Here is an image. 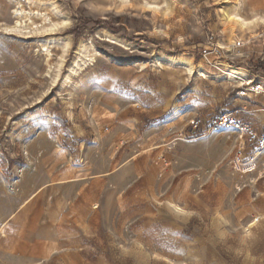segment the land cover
<instances>
[{
	"label": "rangeland",
	"instance_id": "rangeland-1",
	"mask_svg": "<svg viewBox=\"0 0 264 264\" xmlns=\"http://www.w3.org/2000/svg\"><path fill=\"white\" fill-rule=\"evenodd\" d=\"M129 2L0 0V264H264V0Z\"/></svg>",
	"mask_w": 264,
	"mask_h": 264
},
{
	"label": "bare ground",
	"instance_id": "bare-ground-1",
	"mask_svg": "<svg viewBox=\"0 0 264 264\" xmlns=\"http://www.w3.org/2000/svg\"><path fill=\"white\" fill-rule=\"evenodd\" d=\"M120 2L122 3V5H127L129 2V0H120ZM147 5H149V3H147ZM55 9V8H54ZM158 9V7L156 8ZM24 9L21 10H17V21L15 23V25L13 27H5L4 31L8 34H14L17 33L19 29H21V27L23 26L24 22H26L27 19L32 20V17L38 18H42L45 22L47 19L50 20L49 16H54L57 17V15L54 12H50L48 15H43L42 13H34L35 10H31V12L29 14L24 12ZM33 11V13H32ZM56 12V11H55ZM58 12V11H57ZM58 14V13H57ZM234 15L232 16V20H234L236 22V24H238L241 28L243 29H250L251 27H254L257 20L251 21V22H247L245 19H243V17H241L239 14L237 13H233ZM53 19V18H52ZM37 22L33 21L32 25H36ZM71 24L69 18H63L62 21L59 22H51L50 25H46L44 28H42L41 30H36V34L37 35H41L40 37L46 38L47 36H51V35H55V33L57 31H59L60 29L62 30L63 28H67L69 25ZM60 32V31H59ZM104 36H105V40L108 41V43L113 44V45H119L121 47H123L124 49H129V45L122 43L118 38L114 37L113 35L109 34V33H105L104 32ZM53 39V38H52ZM64 40V39H63ZM55 41V40H53ZM44 42V41H43ZM57 42V41H56ZM44 48L46 49V57H47V65L49 66L50 69L52 68V63H53V52L54 50H51V48L53 47V43L52 41H49L47 43L44 42ZM64 46L61 48V54L59 56V61L57 64L58 70L56 71V75L52 78L54 83H57L58 81V76L62 73L63 67L65 65L66 59L67 57L70 55L71 53V48H72V42L71 41H66L65 44H63ZM42 46V45H41ZM55 46V45H54ZM59 46H57L58 48ZM53 49V48H52ZM40 52V51H39ZM43 52V51H42ZM41 52V53H42ZM77 60L75 61V64H77V68L75 67V69H73L72 72H69V74L67 75V82H69L71 84L72 82V77L74 76H78V74L82 73V70L84 67L86 66H90L93 65L94 63L97 62V54L93 51H90L88 49V47H86L83 43L80 44L79 49H78V53H77ZM81 55L83 57H81ZM162 59H166L167 61H171L172 63H175L176 65L178 63H181L183 65H185L187 67V71L189 74L194 73L195 69L193 64L190 61H179L177 59H172V58H161L159 60ZM80 60V61H78ZM86 70V69H85ZM52 71V70H51ZM71 71V70H70ZM48 73H51L50 71ZM231 79H236V76L241 77L242 79L246 77V74L240 71H231V73L228 74ZM60 77V76H59ZM263 90V88H262ZM1 227V226H0ZM0 235H2V237H6V233L4 228H0Z\"/></svg>",
	"mask_w": 264,
	"mask_h": 264
},
{
	"label": "built area",
	"instance_id": "built-area-1",
	"mask_svg": "<svg viewBox=\"0 0 264 264\" xmlns=\"http://www.w3.org/2000/svg\"><path fill=\"white\" fill-rule=\"evenodd\" d=\"M262 86H257L256 92H261ZM211 125L214 127H231L241 131L244 135H246L249 143L252 145L254 143L264 144V139L259 141V135L254 127L250 125L241 124L237 118L229 113H220L212 117L210 121Z\"/></svg>",
	"mask_w": 264,
	"mask_h": 264
},
{
	"label": "trees",
	"instance_id": "trees-1",
	"mask_svg": "<svg viewBox=\"0 0 264 264\" xmlns=\"http://www.w3.org/2000/svg\"><path fill=\"white\" fill-rule=\"evenodd\" d=\"M261 68H262V70L264 72V63L261 64Z\"/></svg>",
	"mask_w": 264,
	"mask_h": 264
}]
</instances>
